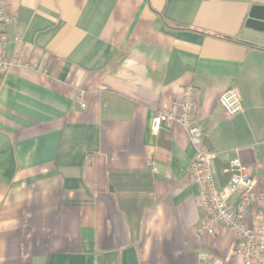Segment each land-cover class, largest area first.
Here are the masks:
<instances>
[{"label": "crops", "instance_id": "obj_1", "mask_svg": "<svg viewBox=\"0 0 264 264\" xmlns=\"http://www.w3.org/2000/svg\"><path fill=\"white\" fill-rule=\"evenodd\" d=\"M254 5L264 0H8L5 52L20 63L0 72V264H197L199 249L241 264L224 227L194 236L186 130L150 122L193 86L203 146L224 164L237 156L264 193ZM228 88L243 106L232 116Z\"/></svg>", "mask_w": 264, "mask_h": 264}, {"label": "built area", "instance_id": "obj_2", "mask_svg": "<svg viewBox=\"0 0 264 264\" xmlns=\"http://www.w3.org/2000/svg\"><path fill=\"white\" fill-rule=\"evenodd\" d=\"M11 20L8 0H0V72L20 63L16 56H7L5 52L7 41L4 27ZM15 41H18V38H15ZM194 93L193 86H185L182 98L170 108L157 110L150 122L151 130L156 133L171 122L181 125L194 148L189 175L197 187V205L201 213L194 236L200 239L213 235L216 227L220 225L236 236V249L241 264H264V193L257 195L253 191V181L237 156H231L228 160L231 171L229 180L225 185L218 186L214 164L217 154L203 146V129L195 118ZM219 103L226 116L238 114L243 110L241 100L232 88L226 89L219 96ZM261 144L264 147V141ZM232 151L237 152V149ZM232 151L227 150L225 154L229 155ZM234 194H238L236 201L231 199ZM257 201L261 203V210L255 221L250 224L249 213ZM196 257L197 264H216L217 261L216 255L205 249H199Z\"/></svg>", "mask_w": 264, "mask_h": 264}, {"label": "water", "instance_id": "obj_3", "mask_svg": "<svg viewBox=\"0 0 264 264\" xmlns=\"http://www.w3.org/2000/svg\"><path fill=\"white\" fill-rule=\"evenodd\" d=\"M249 17L256 19L260 23L259 25L262 24L264 26V6H258V5L252 6L250 13H249ZM214 164H215L216 175H217L219 184L220 186H223L227 183L231 175V171L229 170V164L228 162L226 164L222 163L219 158L215 159ZM223 167L228 169L225 173H221V168Z\"/></svg>", "mask_w": 264, "mask_h": 264}]
</instances>
